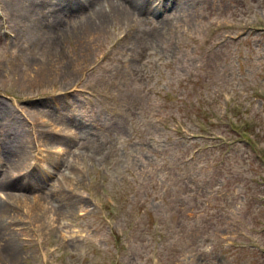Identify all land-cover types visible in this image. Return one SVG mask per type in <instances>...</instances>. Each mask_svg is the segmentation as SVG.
<instances>
[{
  "label": "rangeland",
  "instance_id": "374dc122",
  "mask_svg": "<svg viewBox=\"0 0 264 264\" xmlns=\"http://www.w3.org/2000/svg\"><path fill=\"white\" fill-rule=\"evenodd\" d=\"M31 1L0 0V264H264V0Z\"/></svg>",
  "mask_w": 264,
  "mask_h": 264
},
{
  "label": "bare ground",
  "instance_id": "6f19581e",
  "mask_svg": "<svg viewBox=\"0 0 264 264\" xmlns=\"http://www.w3.org/2000/svg\"><path fill=\"white\" fill-rule=\"evenodd\" d=\"M53 1V2H52ZM77 1H84V0H43L40 3H37L35 0L31 1V4L33 6H49L48 8H58L61 12L71 11L72 8L80 9L83 3H79ZM48 2H52V4H48ZM19 6L22 4V0H18ZM86 3H88L87 9H90L92 14H94V10L97 8H101L99 0H86ZM107 8L111 9L110 11L106 10L108 13V17L110 20L120 18L121 21H125L126 17L130 14L136 15V13L142 14L144 17H146L149 12L152 9V5L154 4V0H106ZM170 6V5H169ZM168 6V7H169ZM178 5L175 4L174 9ZM47 8V9H48ZM113 10L115 11L114 13ZM106 13L99 14L96 19H94L95 22L102 24L107 21L106 19ZM137 16V15H136ZM172 17H175L176 14L174 12V15H171ZM91 28V26H90ZM40 38V41H42L41 36H38ZM62 35L59 33L57 34V38L54 42H47V44L44 46V50L47 52V58H46V65H51L53 62L54 57L56 58L59 56V59L63 60L65 58L64 54L60 55L64 49V43L62 40ZM59 48V50H58ZM27 82V81H26ZM6 150V158L8 161H11L10 163H14L12 166H23L22 158H18V151L17 149L8 148ZM20 159V160H19ZM4 170V168H2ZM28 180H33V174L27 175ZM38 206L40 209H42V205L38 203ZM6 212H11L10 209H0V215H4ZM5 216V215H4ZM36 215H30V217H35ZM12 237L11 234L8 233L7 230H5L0 223V242L1 244H5L7 249L5 250L8 255L12 259L15 257V250L12 243ZM14 241V240H13ZM7 255V256H8Z\"/></svg>",
  "mask_w": 264,
  "mask_h": 264
}]
</instances>
